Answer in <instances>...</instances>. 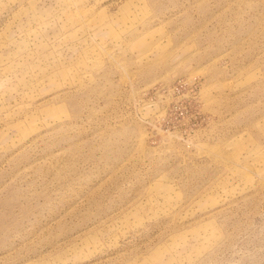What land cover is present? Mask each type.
Segmentation results:
<instances>
[{
  "label": "rangeland",
  "instance_id": "rangeland-1",
  "mask_svg": "<svg viewBox=\"0 0 264 264\" xmlns=\"http://www.w3.org/2000/svg\"><path fill=\"white\" fill-rule=\"evenodd\" d=\"M0 264H264V0H0Z\"/></svg>",
  "mask_w": 264,
  "mask_h": 264
}]
</instances>
